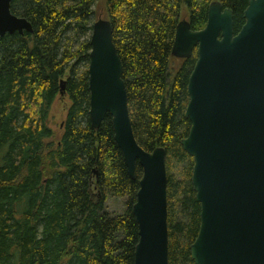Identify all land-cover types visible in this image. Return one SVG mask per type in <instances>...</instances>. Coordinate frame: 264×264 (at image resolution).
Returning <instances> with one entry per match:
<instances>
[{"label": "trees", "instance_id": "16d2710c", "mask_svg": "<svg viewBox=\"0 0 264 264\" xmlns=\"http://www.w3.org/2000/svg\"><path fill=\"white\" fill-rule=\"evenodd\" d=\"M213 1L233 9L237 33L250 0H13L12 13L33 32L0 37V264H134L143 169L131 179L112 118L96 130L89 115L99 9L113 25L137 141L167 150L169 264H195L201 204L181 139L191 127L185 112L198 55L175 60L172 47L178 23L186 17L203 29ZM68 100L55 131L53 106ZM179 166L180 179L171 172ZM112 200H123L121 212Z\"/></svg>", "mask_w": 264, "mask_h": 264}, {"label": "water", "instance_id": "95a60500", "mask_svg": "<svg viewBox=\"0 0 264 264\" xmlns=\"http://www.w3.org/2000/svg\"><path fill=\"white\" fill-rule=\"evenodd\" d=\"M0 0V37L33 32ZM236 33L234 11L213 1L206 26L178 23L172 56L197 61L188 82L183 149L193 158L192 184L201 224L190 245L195 264H264V0H250ZM89 54L90 121L110 116L128 174L143 169L133 213L139 227L134 264H169L167 150H145L130 115L124 67L110 20L93 24ZM65 81L61 82V94Z\"/></svg>", "mask_w": 264, "mask_h": 264}, {"label": "rangeland", "instance_id": "374dc122", "mask_svg": "<svg viewBox=\"0 0 264 264\" xmlns=\"http://www.w3.org/2000/svg\"><path fill=\"white\" fill-rule=\"evenodd\" d=\"M98 11L99 12L97 14L98 15L97 18H99V17L105 18V13L103 12V10L102 9H99ZM184 19H187V18L185 17ZM173 66L174 67H177L176 64H174V63H173ZM63 102L57 101L54 104L53 109L51 111L49 125L55 131L60 130L59 129V126H60L62 120L64 119V116H65V108L67 106L66 104H68L69 100L66 103H63ZM181 170H182V167L179 166L178 168H176L174 170H171V172L180 179L182 177ZM110 208L115 213L116 212L117 213L118 212H121L123 210V208H124V202H123V200H118V201L112 200L110 202Z\"/></svg>", "mask_w": 264, "mask_h": 264}, {"label": "flooded vegetation", "instance_id": "af4514ba", "mask_svg": "<svg viewBox=\"0 0 264 264\" xmlns=\"http://www.w3.org/2000/svg\"><path fill=\"white\" fill-rule=\"evenodd\" d=\"M195 53H197L196 50L194 51L193 55H194ZM173 57H174V56H173ZM191 57H192V56H191ZM191 57H189V58H191ZM174 58H175V60H184V59H188V58H177V57H174ZM174 64H177L176 61H174ZM191 73H192V72H191ZM189 99H190V97H189Z\"/></svg>", "mask_w": 264, "mask_h": 264}]
</instances>
